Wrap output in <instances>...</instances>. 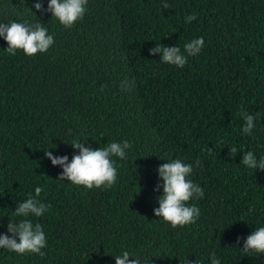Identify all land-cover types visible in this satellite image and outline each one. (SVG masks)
<instances>
[{"label":"trees","instance_id":"16d2710c","mask_svg":"<svg viewBox=\"0 0 264 264\" xmlns=\"http://www.w3.org/2000/svg\"><path fill=\"white\" fill-rule=\"evenodd\" d=\"M35 2L0 0V23H39L54 37L35 57L8 54L0 38V235L40 187L50 208L29 219L45 232L46 255L0 249V264H115L124 251L141 264H212L213 255L264 264L242 250L264 227V170L241 163L248 151L264 158V0H88L70 29L47 12L50 0L43 13ZM200 37L184 68L150 54ZM241 109L256 117L250 135ZM73 140L130 143L126 159L113 157L111 188L58 180L63 169L44 152L70 163ZM175 159L192 165L204 195L189 201L196 223L174 229L155 216L163 190L154 188L158 167Z\"/></svg>","mask_w":264,"mask_h":264},{"label":"clouds","instance_id":"9594fccd","mask_svg":"<svg viewBox=\"0 0 264 264\" xmlns=\"http://www.w3.org/2000/svg\"><path fill=\"white\" fill-rule=\"evenodd\" d=\"M88 0H50L47 12L56 18L66 29L82 20L87 11ZM33 7L36 12L43 13L45 10L41 0H36ZM164 8L170 5L165 3ZM31 11V10H30ZM32 12V11H31ZM33 13V12H32ZM35 15V13H33ZM196 19L195 15L185 17L186 23H191ZM0 38L8 44L5 50L10 55H16L17 50H22L29 57L37 54H45L54 44V37L48 33V29L42 24H29L10 22L0 23ZM202 37L195 38L184 45L183 51L178 46L163 47L156 45L150 50V54L162 53V63L184 68L188 62V57L197 56L203 46ZM124 82L121 83L122 88ZM134 83V82H133ZM131 90V86L125 88ZM245 126L242 131L245 135H250L254 128L256 117L241 109ZM78 140H73L71 146L78 150V155H73L71 162L68 156L56 157L52 151L44 152L47 159L51 160L52 165H59L63 173L58 180H66L76 186H84L86 189L111 188L117 181V168L113 157L120 159L127 158V149L131 147L128 141L122 143L112 142L103 148L94 149L85 146ZM209 152L211 150L209 149ZM237 152L235 147L230 148V155ZM197 163H199L197 161ZM249 169L264 170V158L259 161L252 151L243 155L241 162ZM158 177L162 181L158 183L154 191L159 192L162 188V195L158 197L159 208L154 209L155 216L162 218L164 222L172 228L184 227L196 223L199 219L200 210L195 205L189 206V201L203 198L204 190L193 183L189 178L193 172L190 164L183 163L180 159L170 160L158 167ZM42 188L35 189V195L29 197L18 204L14 211L18 221H9L7 225L8 234L0 235V249H6L17 255L36 254L46 255L42 251L47 247L45 232L39 223H33L29 217H42L49 210L50 205H45L40 199ZM241 238L238 237V243ZM244 252H254L264 254V227L256 228L243 242ZM115 264H141L139 258H134L128 251L114 257ZM192 264V262H190ZM212 264H221L219 258L212 256Z\"/></svg>","mask_w":264,"mask_h":264}]
</instances>
